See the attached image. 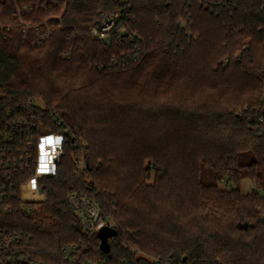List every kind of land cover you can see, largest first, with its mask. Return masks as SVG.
<instances>
[{"label": "trees", "instance_id": "1", "mask_svg": "<svg viewBox=\"0 0 264 264\" xmlns=\"http://www.w3.org/2000/svg\"><path fill=\"white\" fill-rule=\"evenodd\" d=\"M32 3L50 9L23 12L19 19L16 6ZM129 3L132 28L144 38L147 57L128 69H110L119 51L105 50L87 35L74 61L63 64V82L56 87L49 67L68 32L87 34L101 13L114 12L118 4L68 0L63 13L64 0L0 1V22L10 29L5 40L0 30V112L43 97L46 107H57L73 134L86 141L88 167L87 172L78 171L77 150L68 136L55 176L40 181L47 202L31 204L28 213L14 201L11 213L0 212V234L26 235L27 255L47 263H59L68 244L83 243L89 256L99 255L97 235L84 232L68 205V197L77 193L94 197L102 214L116 220L118 236L110 241L115 264H151L148 257L173 264H264L260 200L216 185L228 176L235 182L252 177L264 186V125L260 135L251 120L223 110L230 99L218 100V90L226 93L235 84L257 81L247 67L254 41L264 38V0H227V6L211 7L206 0ZM186 12L199 36L191 41L178 26ZM21 20L36 25L47 21L49 40L34 50V31L28 30L24 42ZM227 47L240 51L239 60L230 64L231 73L216 64L218 50ZM34 57L30 70L21 68ZM42 62L45 70L38 65ZM84 69L76 87V75ZM42 77L43 89L35 83ZM199 88L209 94L200 96ZM253 90L260 95L258 84ZM203 169L210 171L213 184L204 182ZM151 171L155 180L147 184Z\"/></svg>", "mask_w": 264, "mask_h": 264}, {"label": "built area", "instance_id": "2", "mask_svg": "<svg viewBox=\"0 0 264 264\" xmlns=\"http://www.w3.org/2000/svg\"><path fill=\"white\" fill-rule=\"evenodd\" d=\"M65 1V0H64ZM117 9L110 13H101L98 24L91 28L88 36L100 43L105 50L112 48L119 52L111 59L109 68L113 70L128 69L140 64L148 55L144 38L132 26L135 22L131 13L129 0H115ZM211 6H227V0H206ZM50 7L43 4H29L22 9L16 6V16L21 19L23 12L33 10L48 11ZM62 18L58 20L61 22ZM24 24V23H23ZM191 14L186 12L178 21L180 31L187 39L195 40L192 32ZM26 26V25H25ZM41 26L45 30L40 31ZM41 26L27 25L24 30L25 40L28 30L42 36L32 40L37 47L49 40L51 30L44 22ZM0 30L7 34L10 29L0 23ZM42 32V33H41ZM85 33L71 29L68 35V46L63 53L64 60H72L75 52L82 46ZM1 97V96H0ZM264 125V118L260 119ZM264 132V129H263ZM68 136L73 137V149L77 150L75 161L79 172H87L85 158L87 143L78 139L66 119L57 107H41L33 100L19 105L15 110L0 112V212H12L14 201L30 213L31 204H43L46 193L40 186L44 178L54 177L57 166L64 155ZM68 205L73 211L85 233L97 235L105 228L115 229L110 216L102 214L101 206L94 197L84 194H71ZM29 239L24 234H0V264H56L36 260L26 253ZM138 253V252H137ZM151 264H173L159 258L149 257ZM57 264H115L111 252H101L89 256L83 243L64 245L61 249L60 262Z\"/></svg>", "mask_w": 264, "mask_h": 264}, {"label": "rangeland", "instance_id": "3", "mask_svg": "<svg viewBox=\"0 0 264 264\" xmlns=\"http://www.w3.org/2000/svg\"><path fill=\"white\" fill-rule=\"evenodd\" d=\"M0 1H2V0H0ZM67 5H68V0H65L63 13L65 12ZM153 14H155V13H153ZM25 25L26 26L27 25L41 26V25H36L34 23H25L21 20L20 26H25ZM23 33H24V31H23ZM39 33L36 34V32L34 31L33 35L31 36V46H32V40L33 39H35L36 37L42 36ZM1 34L5 40L7 38V34H3L2 32H1ZM87 34H85L84 38H86ZM68 35H69V32L67 34L66 44L63 46L62 51H60L57 54L55 64L53 63V65H52V63H51V67H49V70L52 73V76L50 78H51V80L55 81L56 87L60 86V84H62V82H63V78L59 77V73L62 71L63 64L67 63V62H73L74 61L73 59L72 60H64L63 59V53L68 46V44H67L68 43ZM27 38H28V36H27ZM26 40H25V36H24L23 41L25 42ZM46 41H48V40H46ZM245 42H246V46H248V44H250L249 39H246ZM44 43H42L40 46H37V47L32 46V47L35 50L36 48L42 47V45ZM95 43L98 44V42H96V41H95ZM254 43L256 45V49H255L253 61L251 63V66H249L247 68H249V72L250 73L252 72L253 76L257 79V81L256 80H253V81L248 80V81L243 82V83L235 84L232 91H228L226 93L223 91H222L223 92L222 93L218 90V100H220L219 102H224L225 100L230 99L229 103L224 102L225 104H227V106L225 108H223V110H232L233 116L240 115L242 117V119L247 118L249 121L251 120L255 124V131L260 133L262 131L260 129L261 128L260 127V119L262 118V112L264 109V38L263 39L260 38L258 40L256 39L254 41ZM84 45H85V41L83 40L82 46L77 51L83 50ZM98 45H100V44H98ZM246 49H248V47H245V50ZM36 52H38V51H36ZM42 53H45V52H42ZM239 53H240V51H238L237 48H234V47H230V48L227 47L224 50H220V51L218 50V56L216 57V60H218V63L216 61V64H218V69L225 70L226 73H231L232 71H234V64L233 65H230V64L237 62L239 60V58H240ZM34 54H36V53H34ZM34 59H36V57L32 58L29 63L27 61L24 64H22L21 68L30 70L31 67L34 65V63H33ZM43 62L38 64V65L40 68H43L45 70L46 65L44 64L45 62L44 63ZM52 66H53V68H52ZM85 74H86L85 69L81 70L77 73V75H76L77 78L74 80L76 82L75 83L76 87L84 79ZM39 79L40 80H37L39 82H35V83H37V84L39 83L40 85H42V89H43L45 87L46 79L43 77L39 78ZM257 84L260 87V95L255 96L256 94H255L253 89H254V85H257ZM199 90H201V91H199ZM199 90L198 91L200 93V96H202V97L207 96L209 94V92L208 93L203 92L202 91L203 88H199ZM52 95H54V94H52ZM54 97H55V95H54ZM33 101L35 104H37L41 107H46V104H45V101L43 100V97L34 96ZM236 102L238 103L237 106H236ZM52 104H56L55 101H53ZM249 105H252L253 109L250 110L248 107ZM228 108H230V109H228ZM262 134H263V132L260 133V135H262ZM132 159L135 162L137 160V155L132 157ZM245 161H249V159H245ZM146 163L144 165V174H145V170L147 168ZM202 173H203L202 174L203 180L205 183L213 184L215 182L213 176L210 174V171L203 169ZM154 180H155V172L151 171L147 176V184H152L154 182ZM216 185L218 186L219 190H221V191L229 192V191L239 190L240 195H242V196H245V197L246 196H252V195L257 196L258 199L260 200V204L258 207L264 211V186L257 183V181L255 179H253L252 177H246L244 179L242 178L241 180H238L235 182V180H231L230 177L223 176L221 178V180L216 183ZM45 202H47V199ZM132 204L136 208L138 207V203L136 201H133ZM110 217L113 221V224L115 226H117L116 220H114V218L112 216H110ZM144 254L149 255L146 253H144ZM120 264H126V262H121ZM218 264H221V262L218 261Z\"/></svg>", "mask_w": 264, "mask_h": 264}, {"label": "water", "instance_id": "4", "mask_svg": "<svg viewBox=\"0 0 264 264\" xmlns=\"http://www.w3.org/2000/svg\"><path fill=\"white\" fill-rule=\"evenodd\" d=\"M262 116L264 118V109L262 112ZM117 236H118V231L116 229L105 228V229L101 230L97 234V238L100 241V251L105 253V254H109L111 252L110 241L112 239L117 238Z\"/></svg>", "mask_w": 264, "mask_h": 264}]
</instances>
